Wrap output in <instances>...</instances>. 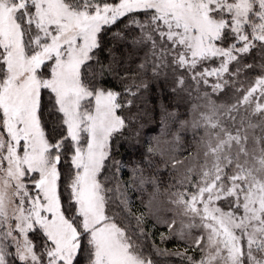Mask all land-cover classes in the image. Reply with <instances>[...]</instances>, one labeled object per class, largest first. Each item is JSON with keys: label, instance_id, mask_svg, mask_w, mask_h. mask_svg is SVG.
Returning <instances> with one entry per match:
<instances>
[{"label": "snow or ice", "instance_id": "1", "mask_svg": "<svg viewBox=\"0 0 264 264\" xmlns=\"http://www.w3.org/2000/svg\"><path fill=\"white\" fill-rule=\"evenodd\" d=\"M121 24L134 68L104 45ZM157 84L186 110L160 105L123 180ZM157 257L264 264V0H0V264Z\"/></svg>", "mask_w": 264, "mask_h": 264}, {"label": "trees", "instance_id": "2", "mask_svg": "<svg viewBox=\"0 0 264 264\" xmlns=\"http://www.w3.org/2000/svg\"><path fill=\"white\" fill-rule=\"evenodd\" d=\"M123 25H119L117 28H113L110 32L106 33L103 36V41L106 50H112L114 55L128 62V66L135 67V63L133 61L137 58V53L133 51L132 48L128 46V43L121 40L118 36L115 35L122 28ZM107 87H114L116 90H121V84L119 80L112 79ZM167 85L157 84L155 87L150 86L149 91L145 94V103L147 105L148 117H146V121L144 122V129L140 131L139 136H134L130 132H125L124 138H121L115 143V159L122 161L128 166L127 172H122L121 177L123 180L131 179V169L135 166L137 162L141 159V154L145 148V141L151 140L152 137L158 136L160 134L158 128V122L160 119V105H179L176 110L179 112H184L186 110L185 106L180 104L179 98H173L167 91ZM172 110V109H170ZM151 130V131H150ZM135 131V130H133ZM159 162V158H157ZM168 171L165 169L162 171L161 175L165 181L168 180ZM149 192L152 191L151 188L148 189ZM128 196L131 203L132 210L139 214L140 212H144L145 208L141 205L138 196V192L129 191ZM147 200V195L143 197ZM152 225V219L149 218L146 222V226ZM151 239L156 242V244L161 247L171 251H174V248L179 244H184L182 242L177 241L176 239L168 240L163 244L160 242L159 236L161 232L167 234V229L162 226L152 227L151 229ZM33 239L38 242V235L33 237ZM198 252H196V256ZM158 264H181L180 259L172 258V257H157Z\"/></svg>", "mask_w": 264, "mask_h": 264}, {"label": "rangeland", "instance_id": "3", "mask_svg": "<svg viewBox=\"0 0 264 264\" xmlns=\"http://www.w3.org/2000/svg\"><path fill=\"white\" fill-rule=\"evenodd\" d=\"M193 235H196V233H193ZM185 247H186L185 244H179V245L177 246V248H176V247L174 248V251H175V250L183 251ZM188 254H189V255L196 256V251H193L192 249H189V250H188Z\"/></svg>", "mask_w": 264, "mask_h": 264}]
</instances>
